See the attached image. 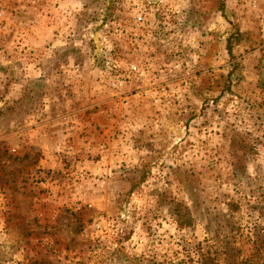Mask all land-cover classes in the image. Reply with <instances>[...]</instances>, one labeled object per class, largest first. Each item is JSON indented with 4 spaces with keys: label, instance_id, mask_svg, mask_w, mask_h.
Returning a JSON list of instances; mask_svg holds the SVG:
<instances>
[{
    "label": "rangeland",
    "instance_id": "obj_1",
    "mask_svg": "<svg viewBox=\"0 0 264 264\" xmlns=\"http://www.w3.org/2000/svg\"><path fill=\"white\" fill-rule=\"evenodd\" d=\"M0 264H264V0H0Z\"/></svg>",
    "mask_w": 264,
    "mask_h": 264
},
{
    "label": "crops",
    "instance_id": "obj_2",
    "mask_svg": "<svg viewBox=\"0 0 264 264\" xmlns=\"http://www.w3.org/2000/svg\"><path fill=\"white\" fill-rule=\"evenodd\" d=\"M229 1V0H228ZM258 2V1H257ZM5 13H6V11H5ZM27 27H26V25H25V23H24V21H23V37L24 36H29V35H35V34H38V32H36L37 31V28H33L31 31H24L25 29H26ZM40 41H41V39H40ZM40 47H41V45H40Z\"/></svg>",
    "mask_w": 264,
    "mask_h": 264
},
{
    "label": "built area",
    "instance_id": "obj_3",
    "mask_svg": "<svg viewBox=\"0 0 264 264\" xmlns=\"http://www.w3.org/2000/svg\"><path fill=\"white\" fill-rule=\"evenodd\" d=\"M257 1H258V0H248V3H249V5L255 6V3H256Z\"/></svg>",
    "mask_w": 264,
    "mask_h": 264
},
{
    "label": "trees",
    "instance_id": "obj_4",
    "mask_svg": "<svg viewBox=\"0 0 264 264\" xmlns=\"http://www.w3.org/2000/svg\"><path fill=\"white\" fill-rule=\"evenodd\" d=\"M228 50L230 51V46H228Z\"/></svg>",
    "mask_w": 264,
    "mask_h": 264
}]
</instances>
